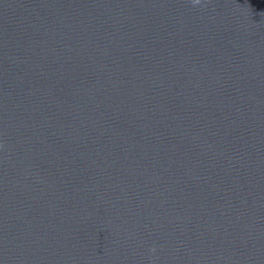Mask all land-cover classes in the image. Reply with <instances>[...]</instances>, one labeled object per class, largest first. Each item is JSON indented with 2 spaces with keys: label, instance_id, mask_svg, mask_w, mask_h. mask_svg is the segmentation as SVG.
<instances>
[{
  "label": "water",
  "instance_id": "water-1",
  "mask_svg": "<svg viewBox=\"0 0 264 264\" xmlns=\"http://www.w3.org/2000/svg\"><path fill=\"white\" fill-rule=\"evenodd\" d=\"M0 264H264V0H0Z\"/></svg>",
  "mask_w": 264,
  "mask_h": 264
},
{
  "label": "clouds",
  "instance_id": "clouds-1",
  "mask_svg": "<svg viewBox=\"0 0 264 264\" xmlns=\"http://www.w3.org/2000/svg\"><path fill=\"white\" fill-rule=\"evenodd\" d=\"M196 2H198V0H196ZM149 251H150V252H155L156 249H155V247L153 246V247H151V248L149 249Z\"/></svg>",
  "mask_w": 264,
  "mask_h": 264
}]
</instances>
